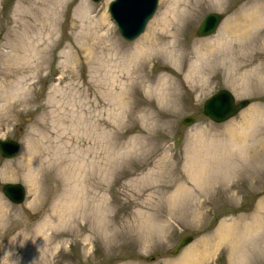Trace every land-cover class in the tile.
I'll use <instances>...</instances> for the list:
<instances>
[{
	"label": "rangeland",
	"instance_id": "rangeland-1",
	"mask_svg": "<svg viewBox=\"0 0 264 264\" xmlns=\"http://www.w3.org/2000/svg\"><path fill=\"white\" fill-rule=\"evenodd\" d=\"M113 1L0 0V140L22 146L13 159L0 155V180L27 191L14 205L0 188V264L6 253L18 264H182L191 249L199 264H264V0H159L132 42L110 15ZM191 3L174 52H160L172 41L169 10ZM210 13L224 21L198 37ZM103 14L121 54L157 33L148 65L128 72L108 50L92 53L89 28ZM38 29L51 30L39 69L18 55ZM202 67L206 84L195 76ZM221 89L250 105L217 124L204 105ZM112 92L122 99L113 108Z\"/></svg>",
	"mask_w": 264,
	"mask_h": 264
},
{
	"label": "water",
	"instance_id": "water-1",
	"mask_svg": "<svg viewBox=\"0 0 264 264\" xmlns=\"http://www.w3.org/2000/svg\"><path fill=\"white\" fill-rule=\"evenodd\" d=\"M99 2L101 0H93ZM159 0H114L110 6V14L117 24L122 37L132 42L138 39L146 30L149 21L158 10ZM224 16L219 13H211L201 23L197 30L198 37H209L216 33ZM250 101L236 102L234 95L224 89L217 92L204 105V114L215 123H223L236 116L240 111L248 107ZM196 122L194 117H186L183 124L191 126ZM20 152L19 143L13 140L0 141V153L6 159L15 158ZM1 186V183H0ZM2 192L13 203L20 205L26 199V189L22 184H6ZM193 237L185 238L173 251L177 254L182 248L193 242Z\"/></svg>",
	"mask_w": 264,
	"mask_h": 264
},
{
	"label": "bare ground",
	"instance_id": "bare-ground-1",
	"mask_svg": "<svg viewBox=\"0 0 264 264\" xmlns=\"http://www.w3.org/2000/svg\"><path fill=\"white\" fill-rule=\"evenodd\" d=\"M85 3H87L86 1H84ZM180 0H175V4L176 5H180ZM178 5V6H179ZM191 6V7H189ZM189 10H186V11H180V12H177L175 13L174 11L171 12L169 10V13L168 14H171V18H170V24H169V27H172V32L170 33V36L168 37V41L169 39H172V41H169L166 44H168V47H162L160 52H165V51H170V52H174L175 50V46L172 44L173 40H174V37L176 36V25L178 26L180 24V22L183 20V21H186V20H190L191 19V15H192V11L194 10L193 8H195V4L194 3H191L189 4ZM89 7V6H88ZM91 7V6H90ZM90 7L88 8L90 10V12H95L96 9L94 7H92L93 10L90 9ZM58 14V10H56V7L55 8H52L50 10V12L48 13V19H51L54 23H57L58 22V18L56 17V15ZM84 17L86 15L87 17V14L84 13L83 14ZM88 18V21L90 22L89 24H92V18L91 17H87ZM87 21V20H86ZM86 21L83 22V24H81V27L82 26H85ZM55 25V24H54ZM57 25V24H56ZM89 26V25H88ZM83 28V27H82ZM83 29H86V28H83ZM112 29V26H111V23H110V20L108 19L107 15L106 14H103L99 20V23L95 26V27H90L89 30L91 32L89 38H90V48L92 50V53L94 54L95 51H97L98 49H103V51H106L108 50L109 51V56L111 57V59H108L107 61L109 60H112L114 59V56L115 57H120L121 59H123L124 63L129 65L130 67H126L127 71L129 72L130 69L132 67L134 72H135V66H137L139 64V61L140 62H144L147 58V62L145 65H148V63L150 62V60H152V55L154 53V47L158 44V43H161V39L158 38L157 36V33L154 32L150 38H148L149 36H147L145 39V41L138 45L137 48H135V51L133 53H129V52H123V54L120 53L118 47L116 48L112 43L108 42L107 41V32H109L110 30ZM223 35L225 36L226 34H232V33H237V38L240 39V36H239V33H240V30H237L235 31L234 28H229L227 26H225L223 29ZM231 30V31H230ZM51 30L49 31L48 34H46V36H43L42 33H40V30L38 29L37 32L35 33V37L34 36H25L23 38V41H28L29 38H33L34 41H32L34 44H32L31 46H27V47H20V49L18 50V55L22 58V57H25V58H29V59H35V61L37 62V68L39 69L40 65L43 63V57L42 55H40L41 53L44 54V51L45 49H40L41 46L45 45V39L46 37H48V35L50 34ZM100 32H103L102 33V36H100ZM103 39V40H102ZM106 39V42H104V40ZM167 40V39H166ZM227 41V40H226ZM224 40V38H222L220 40L219 43H221V46L223 45L222 43H225L226 42ZM158 42V43H157ZM26 45V44H25ZM29 45V44H27ZM15 53H16V50H15ZM9 57H11V54L8 53L7 54ZM14 55V54H13ZM40 55V57H39ZM151 55V56H150ZM16 57V56H15ZM199 69V68H198ZM39 71V70H38ZM37 71V74L39 73ZM205 68L202 67L200 68V70H197L195 72V76L197 77V79H199V83L200 84H206V81L207 79L205 78V74H200V73H205ZM145 79H148L146 76H144ZM113 93V92H112ZM121 96V95H120ZM113 97H115V101L116 103H111V108H113L116 104L118 106V104L121 102V98L116 95L115 93H113ZM111 118H112V115H111ZM26 165L27 166H30L31 163H30V160L27 159L26 160ZM32 168H30L31 170ZM200 174H197V176H199ZM196 176V178H197ZM29 178H33V175L29 174ZM34 185V184H32ZM34 190V189H33ZM34 193V196L35 194H37V191H32ZM2 213L4 214L5 213V210H2L0 209V221H2ZM224 234H226L227 232L223 231ZM223 234H222V231L218 233V240H222ZM190 251V252H189ZM189 255L187 257H185L184 261L182 262V264H199V262H197V260L199 259L198 257H196L195 255V249H191L189 250ZM195 251V252H194Z\"/></svg>",
	"mask_w": 264,
	"mask_h": 264
},
{
	"label": "clouds",
	"instance_id": "clouds-1",
	"mask_svg": "<svg viewBox=\"0 0 264 264\" xmlns=\"http://www.w3.org/2000/svg\"><path fill=\"white\" fill-rule=\"evenodd\" d=\"M10 255H11V253H6V255H5V257H7L8 258V260H9V264H18V262H12V261H10ZM33 264H35V262H33Z\"/></svg>",
	"mask_w": 264,
	"mask_h": 264
}]
</instances>
